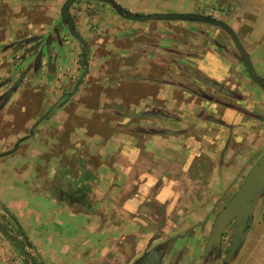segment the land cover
Returning a JSON list of instances; mask_svg holds the SVG:
<instances>
[{
  "label": "crops",
  "instance_id": "crops-1",
  "mask_svg": "<svg viewBox=\"0 0 264 264\" xmlns=\"http://www.w3.org/2000/svg\"><path fill=\"white\" fill-rule=\"evenodd\" d=\"M60 1L0 0L5 12L0 13V112L7 105L6 97L13 100L26 87L34 86L33 93L41 90L42 77L28 74L20 83L19 94L8 91L31 62L15 57L14 51L18 50L19 55L23 52L18 42L25 47L27 35H37L38 40L58 35L54 16L46 15L44 21L31 20L24 9L40 12L43 6L53 9ZM114 1L139 15L182 12L176 7L180 0H176L178 4L171 0ZM83 6L80 21L74 18L75 30L88 47L87 57L92 58L87 66L80 65L82 45L70 31V35L62 34L71 45L65 47V54L68 60L67 50L74 51L72 55L79 59L77 67L88 69L73 98L82 96L85 108L102 119L96 126L85 124L86 131L92 130L89 140L81 142V147L88 150L86 154L74 156L76 145L63 147L68 154L64 164L61 151L52 156L57 139L53 116L45 119L47 125L50 123L46 137L51 141L45 138L47 143L41 139L45 122L40 119L34 135L24 136L9 154L19 151L18 158L23 161L20 167L11 165L16 170L6 169L7 174L18 173L19 183L11 179L0 188V209L8 215L5 219L14 222L9 227L21 228L30 255L41 264H128L142 256L138 254L142 248L138 240H125L122 222L127 229H136L129 232L134 238L139 227L159 235L156 231L163 226L162 230L212 226L209 191H213V163L222 164L230 143L245 144L246 134L240 139L238 128L239 124L250 123L246 118L264 122V91L250 81L245 63L222 29L213 26L211 44L207 39L211 29L199 22H136L120 16L104 2ZM241 7L259 9L256 14L261 19H252L264 26V0H243ZM257 32L258 35L239 38L252 61L254 55L258 65L255 69L264 78V28ZM54 36L53 45L57 44ZM115 47L122 51V57L129 58L117 74L116 70L111 72L114 69L109 62ZM111 81L113 85L130 87L126 86L124 92L118 87V94L111 98L102 93L104 85ZM207 86L213 88V93ZM93 88L97 93L91 97ZM111 102L114 106L105 105ZM107 112L116 119L140 118L141 123L130 125L129 130L122 127L123 135L116 132L105 140L107 136L102 131L116 128L102 116ZM72 137L75 139L76 133ZM15 158H6L7 164L8 160L14 163ZM24 169L35 172L33 190L28 191L29 185L20 180ZM191 191H204V198H196ZM195 198L200 201L198 208ZM4 224L9 223L6 220ZM0 264H24L17 249L1 233Z\"/></svg>",
  "mask_w": 264,
  "mask_h": 264
},
{
  "label": "rangeland",
  "instance_id": "rangeland-1",
  "mask_svg": "<svg viewBox=\"0 0 264 264\" xmlns=\"http://www.w3.org/2000/svg\"><path fill=\"white\" fill-rule=\"evenodd\" d=\"M165 1L170 2V0ZM65 2L66 0L60 1L58 3V6L54 7L53 9L43 6L40 9V12L39 9L34 8L24 9L26 11V15L31 20L34 19L44 21L46 15H50L52 17L54 16L57 21V23L55 24V28L58 32V35H47L46 38L45 36H43L40 38V40H38L39 37L37 35L34 37L31 35H27V37L25 38L27 45L25 47L21 46L22 42H18L20 50L23 52H21V54L19 55L17 54L18 50L14 51L15 57H17L18 60H22L25 62L29 60L31 62L24 74L18 78L17 83L14 85H10L8 91L10 93L18 92L21 81L26 78L28 74H30L31 76H34V74L36 76H41L43 80L41 84V90L37 91L36 93H33V90L35 89L33 88L34 86H31L30 83H28L31 87H26L25 89L21 90L22 92H25H23L15 99L10 101L7 100L5 102V104L7 103V105H5V107L0 112V154L6 153L10 150H16V144H20L21 140L24 139V136L34 135V131L37 130L36 126L38 127L40 124H37V122L40 119L41 122H45V119L49 118L50 115L53 116L52 124L57 128V130L55 129L56 132H54V136H57L56 144H54V148L51 147L53 152L52 156L53 154L54 156L57 155V151H61V155L64 156V159L61 162H63L64 164L67 157L66 155L68 154L65 153V149L63 150V147L67 145L73 147L74 145H76L74 156L78 157H80L81 154L84 155L88 152L87 149L85 150V148L83 149V147H81V142L88 141V135L89 133H92V130L86 131L85 127L87 125L85 124L89 123V125L96 126L98 125L102 117L99 118V115H95L92 110H87L85 108V105L82 103V101H80L83 100L82 96H79L76 100L75 98H73L74 95L69 96V94L73 91L76 82L80 78L84 79V77H86L87 73H84L88 72V69H85L84 67L82 68V66L81 69L77 67V60L79 59L76 58L77 56L75 57L72 55L74 52L72 50H67L69 51V59L67 60L65 47L71 45L67 40V37L65 36L70 34L68 32L69 29H67L68 24L63 23L61 20V9ZM94 2L96 1H79V3L76 4L77 6H75L73 9L71 8L73 11L70 9L73 20L75 18V21H80L82 12L85 10L82 8L84 7L83 5L90 3L94 4ZM171 2L173 4H178L176 0H171ZM242 2L243 0H180L179 5H177L176 7L178 9H181L182 11L178 13H198L223 21L227 23L241 38H246V35L250 34L258 35L257 31H261L264 28V26L262 25L259 26L260 23L258 24L257 21L258 19H261V15L259 16L258 14H256L259 12V9H257L256 7H241ZM2 10L4 9L0 8V13H5ZM253 17L257 18V20L252 19ZM253 23H255L256 25H253ZM25 27L27 29L28 25H25ZM50 27L51 26H47V29H49ZM209 29H211L212 31V33L210 34L212 35V39L213 26H209ZM253 30L256 33H251ZM63 32H65L66 35H62ZM75 33H77V30H75ZM205 34L207 33L205 32ZM52 36L55 37L57 44L54 43L53 45V42H55V40ZM256 38L257 36L255 37V39ZM38 44H40V47L38 46ZM250 50H252V48H250ZM111 53L112 54L110 55L112 56L109 59V62L111 68L114 69L111 70V72L116 70L115 72L117 74L119 72V69H121L123 61H126L129 58L126 59L122 57V51H119L118 47L113 48ZM102 54L105 55V53ZM252 57L254 58V62L252 61V58H250V60L253 67L257 66L258 68L254 55H252ZM91 58L92 56L87 57V61ZM192 63L194 62L192 61ZM97 68L98 67L96 66V69ZM97 71H99V68L97 69ZM257 74L260 77V73ZM122 76L124 75L122 74ZM114 77L112 78L113 81ZM71 80L73 81V83L70 82ZM30 82L32 83V80ZM104 86L105 87H103L102 93L112 98L113 96L118 94L116 93V91L119 92L118 87L123 90H121L122 92H124L127 84L113 85L111 81ZM127 87L129 88L130 85H128ZM189 87L191 88L193 86L189 85ZM21 91H19L17 94H19ZM90 93L91 97H93V95L97 93V89L93 88V91ZM54 95L56 97H54ZM47 96L48 99L45 98ZM105 105L114 106V103L111 102ZM53 107L54 111L51 114H48ZM102 116H105V121L109 120V122H112L110 123L112 127L116 125L114 131H102L104 136H107L105 137V140L109 135H114L116 132H119L117 134H120L122 132L123 135L124 133L123 131H121L122 129L120 130V128L122 127H127L129 130L130 125L134 126L138 123H141L140 118H130V116H128L118 117L116 119L115 115H110L109 112H107L105 115L102 114ZM248 119L250 120V123L248 125L241 126V124H239L238 128L240 139L243 134H246L243 140L245 141V144H236L239 142L230 143L227 146L228 152L227 154H225L222 164L213 163V191H209V195L212 197L211 205L213 207L212 217L210 218V224L212 223V225L219 212L238 191L248 171L264 155V123L255 121L256 119L252 118H246L245 120ZM47 123L48 121L45 122V125H47ZM45 125L42 128L41 139L42 142L45 140V143H47V140L45 138H47L46 133L49 128L47 130L46 128L50 127V123L46 127ZM75 128L79 130L74 131ZM72 130L74 133H76L75 139L72 137ZM102 138L104 139V137ZM72 139L74 140V144L72 142ZM48 140L51 141V139ZM142 140H146V138L143 139L142 137ZM69 154L72 155L74 153ZM18 156L19 151L15 152L12 155L5 156L4 158H0V188H2L3 186H7L9 184L8 181H10L11 179L13 180L14 184L18 182V173L16 171L8 174L6 171V169H8L9 172L11 171V169L16 170V168H14L16 164L17 167H20L22 165L23 160L20 157L18 158ZM6 158H15L14 160L16 161L14 163H11L8 160L7 164ZM12 164L14 165L13 167L11 166ZM215 169H218V172H216ZM25 170L26 169L22 171L23 175L21 176L20 180L29 185V190H27L30 191L33 190L34 186L36 185L34 178L35 172L31 169V172L29 170L25 172ZM191 193H193V196H195L196 198H204L205 194L204 191H191ZM197 202H200L199 199L194 202V204L198 208L199 205ZM155 207L159 208L158 206ZM1 210L2 209H0V223L5 227L6 224H4V222L7 220V223L9 224H7L5 228L7 229L8 233L15 236L18 232V228H14V226H8L14 222L10 218L5 219L8 215L6 216V214H4L6 213L5 211L1 213ZM198 212L200 213V211ZM162 224L166 225L167 221H162ZM122 225L123 226L121 228V233L126 234L125 240L132 239L139 241V249L142 248L138 252L139 255L154 251L153 254L158 255L159 257L158 264H264V196L260 200L255 210L252 226L247 235L244 245L242 246L239 253L235 256V258L228 263H225V258L232 243L233 224L229 225V227H227V229L225 230L222 239V246L218 254L215 250H213V253H206V246L209 238L208 235H210L212 226L210 228L203 229L199 228V226H196L195 228L168 227V230H162L164 228L163 226L162 229L159 228L156 231L159 232V235H157V233L155 232V234H153V231L151 233L150 231H147L150 228L139 227L137 228V237L134 238L135 236L133 235L129 236V232L131 230L135 231L136 229H127L123 222ZM197 228H199V231ZM194 229L197 230L199 235H195L196 231H194ZM1 235L3 234L1 233ZM3 237L5 236L3 235ZM20 240L25 242V238L23 237ZM26 250L29 254L31 253V249H29L28 244L26 246ZM136 261L137 260H132L130 261L131 263L128 264H135Z\"/></svg>",
  "mask_w": 264,
  "mask_h": 264
},
{
  "label": "water",
  "instance_id": "water-1",
  "mask_svg": "<svg viewBox=\"0 0 264 264\" xmlns=\"http://www.w3.org/2000/svg\"><path fill=\"white\" fill-rule=\"evenodd\" d=\"M78 1L84 0H67L61 9V20L68 24L69 31L75 34V24L71 16L70 9ZM104 2L110 4L120 16L127 20L136 22H148L153 20H170V21H196L207 23L224 29L232 38L237 50L241 55L242 61L247 65L249 76L253 82L264 88V78L256 75L255 69L251 63L249 54L241 43L235 31L225 22L214 19L212 17L198 13H156L150 15H139L128 12L120 7L114 0H90ZM85 72L84 74H86ZM9 96V95H8ZM6 97L4 103L7 101ZM19 143L16 144V149ZM15 150L6 153H1L0 158L11 154ZM264 196V155L258 163L249 171L242 185L234 196L228 201L225 207L217 215L212 230L210 232L206 253H213V250L219 253L222 246V239L225 230L229 225L233 224L232 243L229 252L225 258V263L232 261L239 253L245 243L247 235L252 226L254 212L256 207ZM0 231L9 242L18 250L21 257L24 259V264H30V254L22 245L21 241L15 236L7 232V229L0 223ZM154 251L141 256L135 264H158V255L153 254ZM147 258L149 260H147Z\"/></svg>",
  "mask_w": 264,
  "mask_h": 264
},
{
  "label": "trees",
  "instance_id": "trees-1",
  "mask_svg": "<svg viewBox=\"0 0 264 264\" xmlns=\"http://www.w3.org/2000/svg\"><path fill=\"white\" fill-rule=\"evenodd\" d=\"M81 2V1H80ZM76 3H79V1L78 2H76ZM116 11V10H115ZM117 12V11H116ZM118 13V12H117ZM196 22V21H195ZM73 36L76 38V39H78V41L81 43V47H82V54H81V60H80V65H82V66H87V56H88V47H87V45L84 43V41L82 40V38L77 34V33H75V34H73ZM82 80H83V78H80L79 80H78V83H77V85L74 87V89H73V91L69 94V96H73L75 93H76V91H77V89H78V87H79V85L81 84V82H82ZM54 111V107L49 111V113L48 114H51L52 112ZM47 114V115H48ZM261 159V158H260ZM259 159V160H260ZM258 160V161H259ZM258 163V162H257ZM256 163V164H257ZM255 164V165H256ZM254 165V166H255ZM253 166V167H254ZM252 167V168H253ZM251 168V169H252ZM250 169V170H251ZM243 183V182H242ZM242 185V184H241ZM234 196V195H233ZM14 220V219H13ZM15 221V220H14ZM6 227V226H5ZM23 237L24 236V233L22 232V230H21V228H19L18 229V232H17V234L15 235V237L16 238H19V237ZM21 243H22V245L26 248V246H27V243H26V241L24 242V241H21ZM18 251V250H17ZM23 258V257H22ZM24 260V259H23ZM30 264H41V263H39L38 261H36L33 257H32V255H30Z\"/></svg>",
  "mask_w": 264,
  "mask_h": 264
},
{
  "label": "flooded vegetation",
  "instance_id": "flooded-vegetation-1",
  "mask_svg": "<svg viewBox=\"0 0 264 264\" xmlns=\"http://www.w3.org/2000/svg\"><path fill=\"white\" fill-rule=\"evenodd\" d=\"M203 15V14H202ZM199 23H202V22H199ZM202 24H205V25H208V26H214V25H210V24H207V23H202ZM214 27H217V26H214ZM217 28H219V27H217ZM219 29H221V28H219ZM223 30V32L224 33H226V35H229L224 29H222ZM221 30V31H222ZM211 36L212 35H208V37H207V39H209L210 40V43L211 44H213V37H212V39H211ZM229 37H231L230 35H229ZM239 37V36H238ZM232 39V38H231ZM240 39V38H239ZM233 41V40H232ZM241 41V40H240ZM242 43V42H241ZM233 44H234V42H233ZM243 44V43H242ZM235 45V44H234ZM244 46V45H243ZM246 49V48H245ZM235 51H236V54L238 55V57L240 56L241 57V55H240V53H239V51L237 50V48H236V46H235ZM246 51H247V49H246ZM247 53H248V51H247ZM249 54V53H248ZM245 67H246V70H247V72H248V75H249V71H248V67H247V65L245 64ZM254 69H255V67H254ZM255 72H256V75L258 76V74H257V71H256V69H255ZM261 76V75H260ZM250 77V76H249ZM259 77V76H258ZM262 77V76H261ZM250 81L254 84V85H256V87H258V88H260V89H262L263 91H264V88L263 87H261L260 85H258L257 83H255V82H253L252 81V79L250 78ZM208 88H209V91L210 92H212L213 93V88L212 87H210V86H207ZM256 96V95H255ZM264 121V120H263ZM264 123V122H263ZM249 173V172H248ZM246 176H247V174H246ZM246 176H245V178H246ZM244 178V179H245ZM244 181V180H243ZM240 188V187H239ZM217 217V216H216ZM212 227H213V225H212ZM212 230V229H211ZM211 232V231H210ZM144 255V254H143ZM142 255V256H143ZM147 260H149L148 258H147Z\"/></svg>",
  "mask_w": 264,
  "mask_h": 264
}]
</instances>
